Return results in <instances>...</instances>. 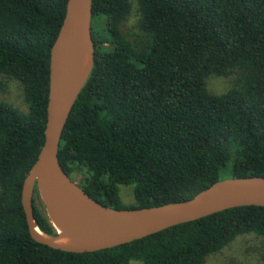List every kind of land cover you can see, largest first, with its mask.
I'll list each match as a JSON object with an SVG mask.
<instances>
[{
    "label": "trees",
    "instance_id": "1",
    "mask_svg": "<svg viewBox=\"0 0 264 264\" xmlns=\"http://www.w3.org/2000/svg\"><path fill=\"white\" fill-rule=\"evenodd\" d=\"M65 2L0 0V264H205L237 240L238 264H264L259 206L93 252L30 238L20 190L43 143L49 50ZM90 37L92 67L57 160L70 180L80 174L76 184L91 199L113 209L156 207L225 178H264V0H91ZM212 76L227 80L226 91L208 90ZM7 82L19 87L23 108L5 94ZM129 185L132 199L123 203L118 186ZM32 212L55 237L33 200Z\"/></svg>",
    "mask_w": 264,
    "mask_h": 264
},
{
    "label": "water",
    "instance_id": "2",
    "mask_svg": "<svg viewBox=\"0 0 264 264\" xmlns=\"http://www.w3.org/2000/svg\"><path fill=\"white\" fill-rule=\"evenodd\" d=\"M90 22L91 0H66L61 24L49 50L43 143L20 190L30 238L53 249L93 252L228 208L264 207V178L257 176L225 178L189 200L139 209L106 207L70 180L58 164L57 148L70 107L92 67ZM36 191L55 237L45 235L34 222L32 200ZM56 228L68 239L60 241L61 234Z\"/></svg>",
    "mask_w": 264,
    "mask_h": 264
},
{
    "label": "rangeland",
    "instance_id": "3",
    "mask_svg": "<svg viewBox=\"0 0 264 264\" xmlns=\"http://www.w3.org/2000/svg\"><path fill=\"white\" fill-rule=\"evenodd\" d=\"M135 15L132 10L130 13L129 17L125 21V26L127 28H133L134 22H135ZM6 83V82H5ZM8 84L6 85L5 91H7L5 94L7 97L12 100L14 104H16L19 107H22V101L20 100V93H19V87L13 83V82H7ZM227 84V80L221 77H215L212 76L209 79H207V88L210 90L213 94H220L223 91H226L225 85ZM1 93V92H0ZM23 108V107H22ZM80 174H73L71 178L75 183L78 182V177ZM131 190L132 186H118V196L121 202L123 203H128L132 198H131ZM33 201L37 208L43 212V207L41 205V201L39 199V196L37 194V191L33 193ZM240 241L237 240L235 243L224 250H222L220 253L210 256L209 259L206 261L205 264H231L236 261L238 262L242 261V257L239 254L240 250ZM238 261V262H237ZM235 263V264H236Z\"/></svg>",
    "mask_w": 264,
    "mask_h": 264
},
{
    "label": "bare ground",
    "instance_id": "4",
    "mask_svg": "<svg viewBox=\"0 0 264 264\" xmlns=\"http://www.w3.org/2000/svg\"><path fill=\"white\" fill-rule=\"evenodd\" d=\"M84 55H85V54H84ZM83 57H84V56H83ZM83 57H82V59H83ZM56 230H57V232H59V233L61 234V237L59 238L60 241H61V240H66V239H68V237H67L63 232H61L60 229L56 228Z\"/></svg>",
    "mask_w": 264,
    "mask_h": 264
}]
</instances>
